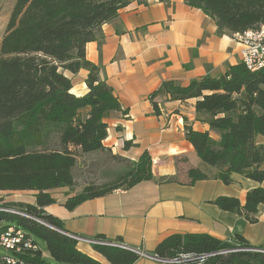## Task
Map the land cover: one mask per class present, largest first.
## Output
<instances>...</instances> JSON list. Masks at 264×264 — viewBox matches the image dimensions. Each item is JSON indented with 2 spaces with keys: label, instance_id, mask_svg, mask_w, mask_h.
Returning a JSON list of instances; mask_svg holds the SVG:
<instances>
[{
  "label": "trees",
  "instance_id": "trees-1",
  "mask_svg": "<svg viewBox=\"0 0 264 264\" xmlns=\"http://www.w3.org/2000/svg\"><path fill=\"white\" fill-rule=\"evenodd\" d=\"M141 1H14L0 42V191L36 194L35 205H2V209L19 208L16 210L21 214L0 210V224H5L3 228L14 225L35 243L40 239L50 257L45 261L39 249L22 256L24 264H103L79 251L77 241L63 234L62 222L43 211L55 204L50 191L74 186L79 156L106 154L123 163L124 170L109 183L85 184L65 201L67 210L117 189L128 190L153 180L152 162L146 152L131 162L103 146L107 137L103 116L119 111L120 104L100 79L99 68L85 57V45L98 38L101 27L116 18L126 4ZM186 1L215 21L218 35L232 37L264 22V0ZM81 69L88 71V92L77 97L70 92L71 81L63 72L77 74ZM191 99L195 100L197 115L203 116L209 130L218 136L213 140L208 132L185 127V138L198 159L215 168V177L225 185L231 182L232 174L241 173L264 183V145L255 143L257 136L264 138V68L250 72L239 63L219 77H200L186 86L164 82L149 97L155 114L159 113L157 100ZM207 179L196 169L189 183ZM213 204L254 223L258 207L264 206V189L248 191L244 205L233 197H218ZM233 237V243H226L205 234L171 235L152 254L161 260L181 254L206 255L203 264H264V253H221L236 245L250 248L241 236ZM119 242L120 238L112 243L97 236L92 249L106 264H134L139 254L113 245Z\"/></svg>",
  "mask_w": 264,
  "mask_h": 264
},
{
  "label": "crops",
  "instance_id": "crops-1",
  "mask_svg": "<svg viewBox=\"0 0 264 264\" xmlns=\"http://www.w3.org/2000/svg\"><path fill=\"white\" fill-rule=\"evenodd\" d=\"M240 55V44L230 36L218 35L215 21L188 6L186 0L126 4L116 18L101 27L98 38L85 45L87 61L99 68L100 79L120 104L119 111L103 116L107 130L103 146L131 162L146 152L153 180L84 201L72 210L64 203L76 193L61 197L58 192L70 188L50 191L55 204L43 211L58 218L65 233L77 238L79 251L106 264L90 241L102 236L114 243L120 238L122 246L139 252L134 264H171L152 253L165 238L176 234H205L226 243H233V236L239 235L250 248L264 249L263 205L250 223L213 204L218 197H233L244 205L247 192L264 189V183L241 173L232 174L225 185L215 177V168L198 159L185 138V127L208 132L213 140L218 136L195 112L194 99L157 100L158 114L149 100L164 82L186 86L200 77H219L229 66L241 63ZM63 74L71 81L73 95L88 92V71ZM125 143H130L127 148ZM255 143L264 145V138L257 136ZM196 169L208 179L190 184ZM35 194L0 191V205H35Z\"/></svg>",
  "mask_w": 264,
  "mask_h": 264
},
{
  "label": "built area",
  "instance_id": "built-area-1",
  "mask_svg": "<svg viewBox=\"0 0 264 264\" xmlns=\"http://www.w3.org/2000/svg\"><path fill=\"white\" fill-rule=\"evenodd\" d=\"M232 38L241 46V63L246 67L247 70H249L250 72H258L264 68V36H262L261 39H239L237 38V33H235L232 35ZM0 207H2V205H0ZM71 237L75 240L77 239L73 236ZM90 242L92 244L93 240H91ZM113 245L125 248L121 245V243H116ZM235 247L236 248L232 250L224 251L221 253L237 251H255L264 253V249L259 250L248 247H237V245ZM36 251H39L38 244L35 243L33 239L24 231L15 227L14 225H7L5 228L0 226V264H24L21 257H24L30 252ZM136 253L139 254V252ZM205 258L206 255L195 256L191 255L190 253L181 254L174 259L163 261L171 264H203Z\"/></svg>",
  "mask_w": 264,
  "mask_h": 264
},
{
  "label": "rangeland",
  "instance_id": "rangeland-1",
  "mask_svg": "<svg viewBox=\"0 0 264 264\" xmlns=\"http://www.w3.org/2000/svg\"><path fill=\"white\" fill-rule=\"evenodd\" d=\"M14 1L15 0H0V42L5 34L6 24L14 5ZM123 170V163L110 159L106 154L94 153L79 156L77 158V165L74 169V186L70 189L59 191L58 194L61 195V197H65L68 194L70 195L72 192L78 194L82 187L88 183H109ZM13 210L20 212L16 209ZM1 224L3 225L4 223ZM35 240L44 256V260L49 262L50 258L46 257L47 252L44 243L40 239Z\"/></svg>",
  "mask_w": 264,
  "mask_h": 264
},
{
  "label": "bare ground",
  "instance_id": "bare-ground-1",
  "mask_svg": "<svg viewBox=\"0 0 264 264\" xmlns=\"http://www.w3.org/2000/svg\"><path fill=\"white\" fill-rule=\"evenodd\" d=\"M264 36V22L257 27L256 29L253 30H247L245 32L242 33H237V38L239 39H247V38H253V39H261V37ZM0 210L9 212V213H17V214H21L13 209H2L0 208ZM24 215V214H22Z\"/></svg>",
  "mask_w": 264,
  "mask_h": 264
},
{
  "label": "water",
  "instance_id": "water-1",
  "mask_svg": "<svg viewBox=\"0 0 264 264\" xmlns=\"http://www.w3.org/2000/svg\"><path fill=\"white\" fill-rule=\"evenodd\" d=\"M42 224V223H41ZM65 233V231L63 232V234ZM65 235H69V234H67V233H65ZM126 249H128V248H126ZM133 251V250H132Z\"/></svg>",
  "mask_w": 264,
  "mask_h": 264
}]
</instances>
